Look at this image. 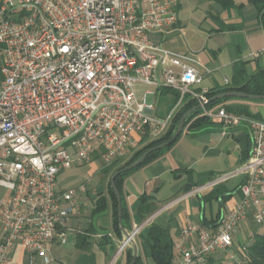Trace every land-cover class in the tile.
<instances>
[{
  "label": "built area",
  "instance_id": "1",
  "mask_svg": "<svg viewBox=\"0 0 264 264\" xmlns=\"http://www.w3.org/2000/svg\"><path fill=\"white\" fill-rule=\"evenodd\" d=\"M178 0H0V264H13L8 250L20 242L27 264H53L54 242L64 245L70 218L87 185L60 189L65 170L110 165L137 149L147 128L160 137L173 115L153 117L154 105L138 99L137 87L178 93L176 109L189 97L202 117L225 127L245 126L253 137L241 175L242 202L225 213L214 231L188 224L175 244L179 264H208L227 253L226 264H248L229 251L250 219L264 229V122L220 108L208 109L194 87L203 76L191 59L154 43L150 33L178 22ZM264 54V51H263ZM195 189L169 203L173 207ZM149 221L131 232L136 238ZM131 246L125 240L115 260Z\"/></svg>",
  "mask_w": 264,
  "mask_h": 264
},
{
  "label": "crops",
  "instance_id": "2",
  "mask_svg": "<svg viewBox=\"0 0 264 264\" xmlns=\"http://www.w3.org/2000/svg\"><path fill=\"white\" fill-rule=\"evenodd\" d=\"M254 1L178 0L177 24L164 32L150 33L149 37L157 45L192 60L191 65L198 68L203 76L202 83L194 87L197 92L218 93L231 87H242L264 70V28L259 8ZM146 92H151L146 100L154 105L152 114L159 121L171 115L174 117L183 107L175 110V91L139 86L137 96L140 101ZM220 108L237 115L248 113L251 118L264 122V101L232 98L211 110L217 112ZM142 138L143 135L135 136L140 143L139 147L145 144L141 143ZM156 138L151 135L148 143ZM252 145V134L245 126L225 127L218 119L198 129L187 126L172 147L124 179L122 204L128 213L126 231L131 233L137 226L149 221L136 238L140 264H154L148 248L143 244L153 224L170 235L174 245L172 264H179L181 257L175 244L183 228L193 224L214 231L221 217L242 202L240 187L244 181L243 176L232 175L218 184L212 183L224 175L234 173L247 160ZM86 165L73 167L69 171L82 170ZM77 174L68 178L66 187L75 184L73 179ZM59 186L66 190L61 188L60 183ZM195 189L201 191L166 208L173 200ZM101 193L108 197L106 186L101 187ZM95 196L88 191L79 195V209L70 218L67 230V237L69 233H74L76 242L71 249L65 248L67 240L64 245L54 242L53 264H126L127 255L130 252L133 255V248L129 246L115 260L124 236L118 239L112 231L111 209L106 219L98 220L99 228L109 230L111 243L103 241L98 234H88L92 243L90 249H77V235L86 234L92 224L91 214L95 201L91 205L89 203ZM89 206L90 210L86 212ZM262 234L264 229L250 219L249 223L238 229L229 252L241 259L248 257V264H251L247 248L257 235ZM2 239L0 227V242ZM8 255L13 264H27V256L20 242L8 250ZM86 257H92V262L85 260ZM227 259V253L217 254L208 264H226Z\"/></svg>",
  "mask_w": 264,
  "mask_h": 264
},
{
  "label": "trees",
  "instance_id": "3",
  "mask_svg": "<svg viewBox=\"0 0 264 264\" xmlns=\"http://www.w3.org/2000/svg\"><path fill=\"white\" fill-rule=\"evenodd\" d=\"M257 7L259 8V12L261 14V21L264 28V0H255L254 1ZM241 92L249 95H255V96H264V70L260 71L256 76L253 77V79L247 83L246 85L242 87H231L228 89H225L223 91H220L218 93H206V97L209 100V104L207 106L208 109H212L216 107L218 104H220L223 101L230 100L232 98L223 99L220 101L211 102V100L216 97L217 95L227 93V92ZM179 95L177 93V102H178ZM247 100V99H245ZM199 103L195 99L187 98L183 104V107L175 114L173 117L169 128L166 130V132L161 135L160 137L153 139L148 143L149 138L151 137L152 133L150 131V128H147L145 133L143 134V138L141 140V143H145L143 146L139 147L129 158L127 159H116L114 160L110 165L105 166L100 161L99 154L94 155L92 162H99L102 165V170L104 171L105 176H110L109 183H108V197L104 195H100L98 198L95 199L94 205H93V211L91 214V219L103 212H109L111 209V219H112V231L115 234V236L118 239H121L123 234L119 227L118 223V204L116 196L111 188V178L112 176L120 169H123L135 161H137L142 155H144L148 150L159 146L167 141L170 140L173 133L175 132L177 126L179 125L182 118L190 111L198 108ZM202 110H198L195 113H193L185 122V127L189 126L190 129H198L205 125H208L211 123V119L207 117H202ZM243 115H246L250 117V114L248 113H242ZM169 147L152 153L147 157V159L144 161V163L138 167L137 169L149 164L150 162L157 159L159 156H161L165 151H167ZM137 169L127 172L124 174H121L118 176L115 180V184L121 194L122 199V185L124 179L135 172ZM123 200V199H122ZM109 201L111 205L109 204ZM111 206V208H110ZM108 216L102 218L106 219ZM122 220H123V226L126 228V223L128 221V213L127 210L122 204ZM86 234H79L77 235V249L80 251H87L91 247V238L90 235H96L97 233L94 231L93 225H90V228L88 231L85 232ZM103 241L107 243H111V237L108 236H102L101 237ZM143 244L148 248L149 251V257L153 260L154 264H172L174 259V245L170 238V235L162 229L160 226L153 224L147 233V237L143 239ZM247 253L249 258L251 259V264H264V234L257 235L255 237L254 242L247 248ZM133 259V255L130 252L127 255V261L126 264H131ZM85 260L92 262V257H86ZM141 258L139 257L137 260V264H140Z\"/></svg>",
  "mask_w": 264,
  "mask_h": 264
},
{
  "label": "water",
  "instance_id": "4",
  "mask_svg": "<svg viewBox=\"0 0 264 264\" xmlns=\"http://www.w3.org/2000/svg\"><path fill=\"white\" fill-rule=\"evenodd\" d=\"M227 98H238V99H247V100H256V101H264V96H255V95H249V94H245V93H241V92H235V91H231V92H227V93H223L220 95H217L216 97H214L211 102H215V101H220L223 99H227ZM210 103V102H209ZM202 107L198 106V108L188 112L180 121L179 125L177 126L175 132L173 133L172 137L170 138L169 141L156 146L150 150H148L144 155H142L137 161H135L134 163H132L131 165L118 170L111 178V188L116 196L117 199V204H118V223H119V227L122 231V234L124 236L125 240H129L131 243V246L133 248V259L131 264H137V260H138V247L136 244V240H134L131 236V233H128L126 231V229L123 226V220H122V199H121V194L115 184V180L118 176H120L121 174L127 173V172H131L135 169H137L138 167H140L144 161L147 159V157L149 155H151L154 152L157 151H161L167 147H169L170 145H172L173 143L176 142V140L180 137V135L182 134L183 130H184V126H185V122L186 120L196 111L201 110ZM108 216V212H103L100 213L98 215H96L93 220H92V225L94 228V231L100 235V236H108L109 235V230H103L101 228H99L98 226V220L101 218H104Z\"/></svg>",
  "mask_w": 264,
  "mask_h": 264
},
{
  "label": "rangeland",
  "instance_id": "5",
  "mask_svg": "<svg viewBox=\"0 0 264 264\" xmlns=\"http://www.w3.org/2000/svg\"><path fill=\"white\" fill-rule=\"evenodd\" d=\"M1 51V47H0ZM2 65V57L0 54V67ZM1 77V74H0ZM77 165H74L76 167ZM78 171V172H76ZM75 173H78L74 177L75 184L72 186H68L69 188H77L82 184L87 185V191L91 194L96 195L93 200L89 203V205L92 204V202L95 201L96 198H98L100 195H104L101 193V187L106 186L108 189V183L110 176H105L104 171L102 170V165L99 162H92L87 164L84 169L82 170H65L58 176V181L61 184V188L69 189L67 186V182L69 183L68 178ZM63 184V185H62ZM71 184V183H70ZM108 194V193H107ZM86 198L84 197L83 200ZM84 206V205H83ZM90 206L86 208V212H89ZM84 207L81 210V214H83ZM89 218L90 216L87 215ZM76 242V236L74 233H69L67 237V244L65 245L66 249H71Z\"/></svg>",
  "mask_w": 264,
  "mask_h": 264
}]
</instances>
